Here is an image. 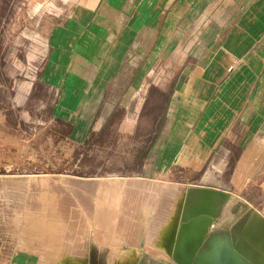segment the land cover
<instances>
[{"label": "crops", "instance_id": "crops-1", "mask_svg": "<svg viewBox=\"0 0 264 264\" xmlns=\"http://www.w3.org/2000/svg\"><path fill=\"white\" fill-rule=\"evenodd\" d=\"M4 1L10 0H0V121H14L16 114L26 121L34 101L51 114L49 121L69 130L68 139L86 133L89 141L93 127L106 125L112 112L125 111L117 121H139L155 89L169 95L172 80L176 97L169 107L176 112L164 115L168 133L152 152L148 175L98 183L104 190L99 240L89 224L77 246L81 238L66 228L52 243V261L44 255L48 237L36 240L20 228L27 247L12 259L0 249V264H177L172 256L187 186L157 175L173 163L194 164L226 139L241 140L246 121H264V0H51L14 8ZM207 109L205 121L217 122L200 138L192 133ZM257 126L264 134V124ZM173 138L179 148L163 166ZM88 190L93 197L89 192L82 200L91 212L95 191ZM238 203L233 217L245 208ZM162 221L171 223L168 230L152 239ZM237 238L232 234L233 246L222 253L237 251Z\"/></svg>", "mask_w": 264, "mask_h": 264}, {"label": "rangeland", "instance_id": "rangeland-1", "mask_svg": "<svg viewBox=\"0 0 264 264\" xmlns=\"http://www.w3.org/2000/svg\"><path fill=\"white\" fill-rule=\"evenodd\" d=\"M24 3L35 6L51 4V0L4 1V5L11 8ZM16 13L14 16L17 17ZM173 81L169 95L159 94L155 89L152 94L155 101L149 109L142 111L139 121H117L125 116V111H119L117 115L112 112V117L107 122L103 121L106 125L93 127L89 141L84 140L86 133H82L78 140L68 139L69 130L61 123L49 121L51 114L42 112L43 108L34 101L28 104L30 116L26 121H17L18 114L17 117L11 115L14 121H0V249L4 256L12 259L21 246L27 247L25 242L28 238L21 229L36 240L48 237V249L44 255L52 261H55L52 243L59 240L57 236L62 235L66 228L81 238L77 246H81L89 224L99 240V219L103 214L99 199L104 196V190L100 192L98 183L136 174L148 175L147 171L152 167V152L158 149L165 133H168L164 115L173 117L176 112L169 107L170 103L174 105L176 97ZM209 112V109L203 111L192 134L197 135L204 130L205 135L207 129L217 122L205 121ZM96 121H99V115ZM246 122L247 125L240 129L241 140L233 144L225 138L222 146L211 150L194 164L173 163L166 173L157 176L185 184L188 189L197 186L207 188L208 192L219 191L213 224L220 227V239H230L232 234L236 238L240 236L238 242L250 246L259 261V255L263 254L255 238L264 226V134L257 125L264 124V121ZM201 135L198 136L201 138ZM229 146L234 149L230 156L226 152ZM178 148L179 141L173 138L166 146L163 166ZM88 188L95 191L96 205L92 213L90 206L82 200L88 196L87 193L91 195L93 192ZM167 197L173 200L176 194L170 192ZM229 198L233 199V204L226 206ZM238 202L244 203L245 208L233 217L229 212L236 206H242ZM195 207L193 200L188 201V211ZM169 208L173 209V206ZM9 211L12 212L9 214ZM14 212L24 215L19 218ZM163 212L168 213L169 210L164 209ZM71 215L75 218H69ZM67 219L76 221L67 222ZM170 224L168 221L155 223L152 239L166 232ZM91 243L93 247V238ZM59 264H66L65 259H60Z\"/></svg>", "mask_w": 264, "mask_h": 264}, {"label": "water", "instance_id": "water-1", "mask_svg": "<svg viewBox=\"0 0 264 264\" xmlns=\"http://www.w3.org/2000/svg\"><path fill=\"white\" fill-rule=\"evenodd\" d=\"M207 190V188L195 186L187 188L186 211L175 242L176 251L172 256L173 261L177 264H264V226L260 228L257 238H255L263 254L259 261L257 258V260L253 258L254 254L250 246L247 247L240 242L235 243L237 251H230L229 254L221 252L220 249L232 247L233 243L229 238L220 239V227L213 224L215 206L219 201V191L208 192ZM190 200H193L197 207L188 211L187 206ZM237 237L239 238V236ZM242 237L245 238L244 235ZM179 245L185 246L182 248ZM204 247H208L211 252H198ZM180 248L184 253L179 250ZM228 250L230 249L228 248ZM249 251H251V256H249ZM181 258L187 260L188 263L184 261L182 263Z\"/></svg>", "mask_w": 264, "mask_h": 264}, {"label": "flooded vegetation", "instance_id": "flooded-vegetation-1", "mask_svg": "<svg viewBox=\"0 0 264 264\" xmlns=\"http://www.w3.org/2000/svg\"><path fill=\"white\" fill-rule=\"evenodd\" d=\"M220 250L224 251V249H220ZM222 251H221V252H222Z\"/></svg>", "mask_w": 264, "mask_h": 264}]
</instances>
